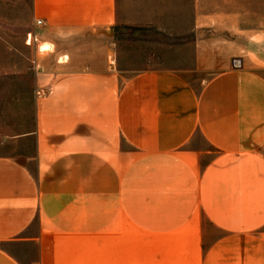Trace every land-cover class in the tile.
I'll return each mask as SVG.
<instances>
[{
  "label": "crops",
  "instance_id": "crops-1",
  "mask_svg": "<svg viewBox=\"0 0 264 264\" xmlns=\"http://www.w3.org/2000/svg\"><path fill=\"white\" fill-rule=\"evenodd\" d=\"M191 13L199 87L119 67L153 7L33 0L35 151L0 156V264H264V0Z\"/></svg>",
  "mask_w": 264,
  "mask_h": 264
},
{
  "label": "rangeland",
  "instance_id": "rangeland-1",
  "mask_svg": "<svg viewBox=\"0 0 264 264\" xmlns=\"http://www.w3.org/2000/svg\"><path fill=\"white\" fill-rule=\"evenodd\" d=\"M192 2L124 0L126 9L153 7L154 24L120 28L119 67L131 73L174 68L194 86H201L208 75L194 63ZM35 25L33 0H0V156H13L24 163L35 151V60L40 50L25 42ZM20 259L27 261L30 257L21 255Z\"/></svg>",
  "mask_w": 264,
  "mask_h": 264
},
{
  "label": "built area",
  "instance_id": "built-area-1",
  "mask_svg": "<svg viewBox=\"0 0 264 264\" xmlns=\"http://www.w3.org/2000/svg\"><path fill=\"white\" fill-rule=\"evenodd\" d=\"M37 24L38 25L42 24V20L40 19L37 20ZM38 40H39L38 34L34 31H31L27 34L25 42L26 44L31 45L32 43L38 42ZM237 62L238 61H234V64L237 65Z\"/></svg>",
  "mask_w": 264,
  "mask_h": 264
},
{
  "label": "bare ground",
  "instance_id": "bare-ground-1",
  "mask_svg": "<svg viewBox=\"0 0 264 264\" xmlns=\"http://www.w3.org/2000/svg\"><path fill=\"white\" fill-rule=\"evenodd\" d=\"M40 49L41 50L49 49V45L48 44H43V45L40 46Z\"/></svg>",
  "mask_w": 264,
  "mask_h": 264
}]
</instances>
